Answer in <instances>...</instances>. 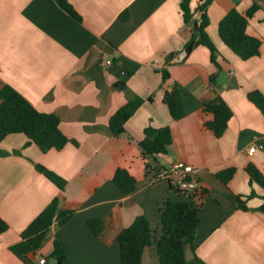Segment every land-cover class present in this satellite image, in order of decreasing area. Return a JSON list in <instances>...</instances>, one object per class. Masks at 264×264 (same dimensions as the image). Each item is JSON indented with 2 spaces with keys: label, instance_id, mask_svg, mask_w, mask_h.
Wrapping results in <instances>:
<instances>
[{
  "label": "crops",
  "instance_id": "crops-1",
  "mask_svg": "<svg viewBox=\"0 0 264 264\" xmlns=\"http://www.w3.org/2000/svg\"><path fill=\"white\" fill-rule=\"evenodd\" d=\"M180 1L68 0L80 22L59 0H0V90L10 86L39 111L56 115L72 141L47 153L23 134L0 144V217L9 227L0 238V264H27L11 248L56 197L75 215L62 227L53 225L44 247L29 255L32 264L41 258L57 264L50 258L55 241L66 252L62 264H121L117 237L124 229L144 215L158 239L165 203L187 201L156 177L176 162L193 166L210 193L194 243L185 248L187 264H264V213L259 211L264 190L252 186L247 173L253 164L264 174V116L247 97L255 90L264 94V44L259 57L243 61L219 35V23L231 10L246 13L257 2L262 9L250 20L248 34L264 42V0H214L207 9V33L221 68L215 92L233 112L221 138L206 129L211 117L203 112L215 96L210 77L218 68L206 47L185 51L192 30ZM201 3L191 0L198 22ZM106 61L111 64L104 66ZM163 70L170 73L167 81ZM232 77L238 87L228 89ZM121 82L125 89L117 86ZM135 97L147 102L126 131L113 136L109 120ZM148 126L170 128L173 142L166 155H143L139 144ZM252 146L255 153L249 152ZM37 165L64 179L65 190ZM119 168L138 181L131 196L113 183ZM230 168L236 174L224 185L217 174ZM238 197L247 210L239 209ZM93 219L104 222L99 236L88 226ZM143 264H160L156 245L146 250Z\"/></svg>",
  "mask_w": 264,
  "mask_h": 264
},
{
  "label": "trees",
  "instance_id": "trees-1",
  "mask_svg": "<svg viewBox=\"0 0 264 264\" xmlns=\"http://www.w3.org/2000/svg\"><path fill=\"white\" fill-rule=\"evenodd\" d=\"M213 1L202 0L198 6L197 12L201 14L198 31H194L193 23L196 19L195 13L191 9V0H181L180 8L185 25L192 30V36L185 45V51L191 53L199 46L206 47L210 51L212 63L218 68V71L210 77L215 96L204 103L203 112L206 117H211L205 122L206 129L211 131L215 137L221 138L228 128L233 112L225 100L216 93L217 91L215 92L221 73L217 61L219 52L207 33L210 24L207 9ZM59 2L63 10L76 20L82 21L68 0H59ZM261 9L262 7L257 2L246 13L233 9L219 23L220 38L243 61L259 57L261 54L264 42L248 34L250 20ZM121 17L122 19L128 18L126 13L122 14ZM169 78L170 73L163 70V80L167 81ZM117 86L121 89L126 88V84L123 82L118 83ZM247 97L264 116V94L255 90L250 92ZM146 102L141 97H135L114 114L109 120L111 134L115 137L123 134L126 131L128 121ZM148 102H152V100L150 99ZM13 134L25 135L30 143L35 144L43 153L51 150L60 151L72 142L62 133L60 119L56 115L39 111L14 88L4 86L0 90V144L6 137ZM172 142L173 137L170 128L156 129L148 126L144 130V138L139 146L144 156L155 158L166 155ZM36 168L60 191L65 190L66 181L64 179L42 165H37ZM247 173L250 177V184L252 186L257 185L264 190V174L253 164L247 167ZM235 174L236 169L230 168L218 173L217 178L224 185H228ZM113 183L126 196L133 195L138 187L136 177L126 168H119L116 171ZM170 190L179 196L186 197L187 201H167L165 203L162 208V228L158 239L154 237L150 224L144 215L137 217L131 226L124 229L117 237L121 264H143L146 250L154 245H156L160 264H187L185 248L194 243L200 224V212L210 193L208 189L201 186L192 192H186L178 190L170 184ZM255 196V192H253L248 199ZM238 207L240 210H247L246 201L242 200L241 197H238ZM259 211L264 213V203ZM74 215L75 211L64 209L62 199L56 197L22 233L21 241L14 245L11 251L21 261L32 264L29 255L36 254L44 247L53 225L62 227ZM88 226L95 236L101 235L104 231V222L101 219L88 221ZM8 228V224L0 217V238ZM50 258L61 263L66 259V252L58 241L54 242Z\"/></svg>",
  "mask_w": 264,
  "mask_h": 264
},
{
  "label": "built area",
  "instance_id": "built-area-1",
  "mask_svg": "<svg viewBox=\"0 0 264 264\" xmlns=\"http://www.w3.org/2000/svg\"><path fill=\"white\" fill-rule=\"evenodd\" d=\"M110 64L111 61H106L104 66ZM256 151V146L249 148L250 153H255ZM156 177L158 180L166 181L181 191L192 192L200 187L194 167L184 162H176L168 168L159 170L156 174ZM39 263L45 264L46 259L41 258Z\"/></svg>",
  "mask_w": 264,
  "mask_h": 264
},
{
  "label": "water",
  "instance_id": "water-1",
  "mask_svg": "<svg viewBox=\"0 0 264 264\" xmlns=\"http://www.w3.org/2000/svg\"><path fill=\"white\" fill-rule=\"evenodd\" d=\"M193 24H194V30L198 31V26H199L198 21L195 20ZM170 57H172V55ZM237 87H238V80L236 77H232L231 80L229 81L228 85H227V88L228 89H235ZM57 264H62V263L58 262Z\"/></svg>",
  "mask_w": 264,
  "mask_h": 264
},
{
  "label": "rangeland",
  "instance_id": "rangeland-1",
  "mask_svg": "<svg viewBox=\"0 0 264 264\" xmlns=\"http://www.w3.org/2000/svg\"><path fill=\"white\" fill-rule=\"evenodd\" d=\"M174 193V192H173ZM176 194V193H175Z\"/></svg>",
  "mask_w": 264,
  "mask_h": 264
}]
</instances>
